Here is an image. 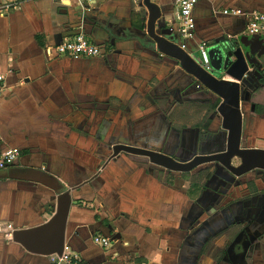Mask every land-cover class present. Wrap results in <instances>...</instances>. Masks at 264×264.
<instances>
[{
  "label": "crops",
  "instance_id": "1",
  "mask_svg": "<svg viewBox=\"0 0 264 264\" xmlns=\"http://www.w3.org/2000/svg\"><path fill=\"white\" fill-rule=\"evenodd\" d=\"M153 2L162 7L160 21L201 67L199 45L207 42L208 50L216 51L210 59L215 76L213 62L219 66V54L224 66L232 45L247 36L249 16L264 13V0H200L194 10L195 39L185 40L177 34V0ZM6 6L10 8L0 13V72L6 76L0 85V152L18 148L22 154L1 172L38 169L70 191L66 246L82 255L85 264H205L206 259L217 264L204 253L208 244L196 253L206 236L196 232L200 226L208 232V218L203 219L223 194L210 198L198 218L195 208L202 194L196 198L189 183L167 179L169 173H187L125 153L111 159L110 146L160 140L156 147L188 162L191 140L204 132L213 140L223 131L214 109L219 97L180 62L144 45L149 42L147 26L144 32L137 28L138 14L146 15L147 25L148 13L133 9L130 0H99L85 12L75 0H0V8ZM240 19L244 24L235 23ZM81 33L102 48V57L76 59L51 52ZM258 57L264 65V48ZM217 76L232 81L222 72ZM242 91V145L264 149V112L251 105V98L249 110L242 109ZM197 101L212 102L215 113L205 109L197 118L198 107L186 105ZM204 121L208 125L202 127ZM257 199L252 196L251 204L263 214L264 200ZM57 204L58 195L41 184L0 179V264H53L55 256L28 252L14 242L13 232L47 223ZM96 236L111 238L112 245L95 244ZM215 240L217 246L224 240L220 253L229 245L227 236ZM251 248L243 264H263L264 257ZM225 263L230 264L227 257Z\"/></svg>",
  "mask_w": 264,
  "mask_h": 264
},
{
  "label": "water",
  "instance_id": "2",
  "mask_svg": "<svg viewBox=\"0 0 264 264\" xmlns=\"http://www.w3.org/2000/svg\"><path fill=\"white\" fill-rule=\"evenodd\" d=\"M148 11L146 33L149 42L145 46L153 47L158 53L180 62L181 68L190 74L198 84L219 97L221 103L217 108V115L222 118V128L226 134L224 151L211 154H200L188 162H182L161 150L138 147L130 144L115 143L110 146L111 159L121 154L145 157L150 163L167 171L176 173H191L207 164H218L233 174L242 177L256 170L264 171V149L243 148L244 116L241 110L242 88L251 68L264 70L259 59L263 50L262 43L247 36H241L232 50L228 52L225 65L219 73L226 74L230 80H222L217 75L206 72L178 43V37L173 29L163 27L159 29L158 22L163 17L161 5L153 0H144ZM234 58V60H232ZM218 73V74H219ZM234 160H240L239 166ZM13 178L20 181L41 184L58 195V204L55 215L45 224L38 227L15 230L14 242L20 244L32 254L42 256H62L66 246V233L69 215L72 207V196L55 177L38 169L13 168L9 172H0V179Z\"/></svg>",
  "mask_w": 264,
  "mask_h": 264
},
{
  "label": "rangeland",
  "instance_id": "3",
  "mask_svg": "<svg viewBox=\"0 0 264 264\" xmlns=\"http://www.w3.org/2000/svg\"><path fill=\"white\" fill-rule=\"evenodd\" d=\"M130 3L133 9H137L139 11L140 10L143 11L146 9L144 5V0H130ZM146 12L148 13L147 9H146ZM227 19L229 20V18ZM234 21L235 23L238 21L240 24H244V21L242 19L234 20ZM159 22H160L159 29L168 26L167 23L163 21H159ZM227 23H230V22H227ZM167 28H169V26ZM212 52L216 53L215 50L213 51L208 50L209 57L211 60L213 58ZM219 57H221V63L219 64V66L217 64L216 66L213 62V73L216 75H219L218 73L220 69H222L223 64H224V59L222 60L221 54H219ZM197 59H201V56L198 55ZM242 88L244 89L243 102L245 103L243 104L242 109L249 110L248 102H249V98H251V102H250L251 105L254 106L255 109H259V110H262V112H264V73L256 68H252V70L248 73L246 79L242 83ZM186 105L198 107L199 111L196 115L197 118L202 116L205 109L207 110L209 109L210 112L213 114L215 113V111L212 109V105H213L212 102L207 101L205 103H201L197 101V102L186 104ZM184 117H186V115H184ZM206 125H208L207 121H204L201 123L202 127ZM197 126H200V125H197ZM197 126H195L194 128H197ZM222 132H224V130ZM242 147L247 148L245 144L242 145ZM240 164H241L240 160H234L235 166H239ZM218 166H219L218 164L214 163V164L202 166L192 173L180 174V175H171V173H169L168 174L169 177H167V179L170 178L171 180H175V181L177 179L179 182H181V185L184 184L185 182L189 183L190 188H191V194L196 198H200L202 194L200 191V187L203 184H205L207 180H209V178L218 170ZM162 175L165 176L164 174ZM168 181L170 182V180ZM260 194L264 196V174L260 171L249 173L241 178H237L235 183L229 186L227 190H225L221 200L218 203L212 204L210 211H208V215L204 217L203 219L204 221L207 220L208 218V223L211 224V227L209 228L211 229L214 228L213 232L217 235L215 238H213L212 243L209 245V247L205 250L204 253L208 255V257H210L211 259H215L217 264H221L222 259H219V258L224 257V255H222L219 252L220 250L219 247L221 245H224V240L222 241L220 246L218 245L219 246L218 247L217 245L214 244L216 241L215 239H220L223 236H229L233 230L232 229L230 232H228L226 230L221 229L220 222L216 221L218 220L219 215L226 214L227 207H230V204L233 205V207L237 210L239 207L238 205L239 203L243 202L244 199H247V198L251 199L252 196L254 197L258 196L257 202L259 203L260 201L264 200L263 197H260ZM215 228H217V230H215ZM259 233H263L257 239V241H263L260 245L261 248L256 249L254 247L253 249L252 247L251 252H253V254L255 255L261 254L262 257H264V232L262 230ZM205 261H206L205 264H208V259H206ZM246 264H249V263L247 262Z\"/></svg>",
  "mask_w": 264,
  "mask_h": 264
},
{
  "label": "flooded vegetation",
  "instance_id": "4",
  "mask_svg": "<svg viewBox=\"0 0 264 264\" xmlns=\"http://www.w3.org/2000/svg\"><path fill=\"white\" fill-rule=\"evenodd\" d=\"M191 141L192 143L190 144V148L187 152V159H189V161L200 154H211L224 151L226 147V134H224V132H219V134L216 135V138L212 140V138L208 135V132H204ZM159 142L160 140H155L152 144L150 143L151 145H147L144 142H136V144L133 145L138 147L147 146L149 149L161 150V148L156 147ZM161 151L163 152V150ZM174 158L179 159L176 155H174ZM256 171H260L264 174V171L262 170ZM235 178L237 177H234L232 173L219 165L218 170L209 178V180H207L205 184L202 183L204 185L200 188L202 197L195 208L198 211V218L205 212V210H207L205 207L208 205V200H211L213 196L222 195L229 186L235 183ZM238 205L239 207L236 210L233 205L230 204V207H227V213L219 215L218 220H216L221 222L220 227L222 230L230 232L233 229L232 233L227 236L229 245L223 252H221L224 257L219 258L223 261L227 257L230 264H243L245 261L244 258L248 255L250 248L255 245L258 237L263 234L259 232L262 230L264 232V213L260 214V212H257L256 206L251 204L250 199H244V201ZM209 227H211L210 223H208V232H206V228L204 226H200L196 232V236L198 237L206 234L204 240H202L204 243H200L198 245L199 248L197 247L196 253L198 252L197 254L199 255L206 248L207 244L209 247L213 238L217 236L213 232L214 228L211 229ZM215 230H217V228H215Z\"/></svg>",
  "mask_w": 264,
  "mask_h": 264
},
{
  "label": "built area",
  "instance_id": "5",
  "mask_svg": "<svg viewBox=\"0 0 264 264\" xmlns=\"http://www.w3.org/2000/svg\"><path fill=\"white\" fill-rule=\"evenodd\" d=\"M65 2H71L73 0H61ZM78 7L82 12H85L96 6L99 0H75ZM200 0H177L178 13L175 20L177 25V34L185 40H194L196 35L197 24L194 18V10ZM10 6H6L1 9H9ZM226 14L229 12L226 11ZM249 24L247 27V36L259 40L264 48V13L253 12L250 16ZM199 53L201 55L203 69L211 73V61L208 53V43L203 42L199 45ZM51 52L55 53L57 57H70V58H84L93 59L100 58L104 55L101 47L92 42L84 33L74 39L67 40L59 46L52 48ZM6 76L0 72V85L5 82ZM3 89H0V100L3 96ZM22 152L18 148L9 149L0 152V172L13 166L20 158ZM11 229V228H10ZM10 236L12 234L10 233ZM95 244L107 248L112 245L111 238H105L102 236L94 237ZM53 264H85L82 255L74 252L70 247L65 246L62 256H55Z\"/></svg>",
  "mask_w": 264,
  "mask_h": 264
},
{
  "label": "trees",
  "instance_id": "6",
  "mask_svg": "<svg viewBox=\"0 0 264 264\" xmlns=\"http://www.w3.org/2000/svg\"><path fill=\"white\" fill-rule=\"evenodd\" d=\"M140 23L138 24L137 28L144 32L146 29V15L145 14H138ZM225 73V72H224ZM226 75V74H224ZM219 104L214 106V109L216 110L218 108Z\"/></svg>",
  "mask_w": 264,
  "mask_h": 264
}]
</instances>
